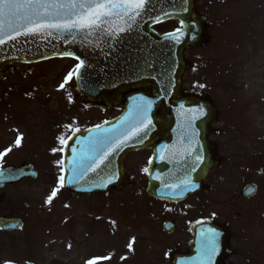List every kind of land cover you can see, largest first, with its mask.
Returning a JSON list of instances; mask_svg holds the SVG:
<instances>
[{"label":"rangeland","instance_id":"rangeland-1","mask_svg":"<svg viewBox=\"0 0 264 264\" xmlns=\"http://www.w3.org/2000/svg\"><path fill=\"white\" fill-rule=\"evenodd\" d=\"M195 5L208 20L209 40L184 53L190 61L184 87L196 82L212 100L218 111L212 127L250 135L241 145L258 171L252 181L259 187L257 196L245 203L239 196L241 179L235 177L219 182L206 197L222 223L248 227L251 247L261 239L264 255V0H195ZM178 26L170 20L153 28L163 33ZM76 65L59 58L16 63L0 82V165L32 162L39 173L36 179L0 189V216L24 220L22 230L0 233V264L164 263L166 253L151 252L147 241L144 210L151 200L144 193L141 165L133 162L130 184L107 196L72 197L61 188L60 141L49 151L47 133L51 141L64 130L93 125L73 124L82 113L92 121L100 118L97 110H87L72 97L61 101L64 89L59 87L70 88V78H65ZM113 113L107 110L102 116ZM219 139L214 137L215 143ZM53 190L56 195L49 202Z\"/></svg>","mask_w":264,"mask_h":264},{"label":"water","instance_id":"water-1","mask_svg":"<svg viewBox=\"0 0 264 264\" xmlns=\"http://www.w3.org/2000/svg\"><path fill=\"white\" fill-rule=\"evenodd\" d=\"M174 18L181 23L179 31L159 35L150 28ZM206 25L196 13L193 0H147L130 29L123 19L109 18L90 34L88 30L53 32L21 35L14 40L0 36L5 40L0 44V79L9 72L5 65L15 61L71 56L78 63L83 61L79 76L75 72V82L77 93L88 99L87 105L123 110L115 122L76 133L66 143L63 188L71 194H107L110 189H118L127 182L122 169L125 155L141 146H151L154 153L146 187L149 195L172 202L201 189L204 175L218 162L214 146L207 141V130L217 111L211 101L181 91L180 77L188 64L183 52L207 42ZM119 27L126 30L119 32ZM8 31L5 21L4 32ZM173 33L174 38L168 35ZM139 108H147L146 118H154L151 124L156 130L151 131L150 139L142 140L135 134ZM101 139L103 144L97 142ZM180 139L187 142L178 145ZM159 140L166 146L157 150L154 144ZM73 143L79 146L71 148ZM105 153L109 155L101 164ZM202 154L200 166L195 159ZM31 176H37L32 164L0 168V187ZM256 191L254 184L247 183L242 195L250 197ZM22 226L21 219L0 218V230ZM193 242L196 245L189 254L174 255L175 264H202L206 246L213 243L216 251L211 264H227L225 259L231 250L222 226L212 222L196 225Z\"/></svg>","mask_w":264,"mask_h":264},{"label":"flooded vegetation","instance_id":"flooded-vegetation-1","mask_svg":"<svg viewBox=\"0 0 264 264\" xmlns=\"http://www.w3.org/2000/svg\"><path fill=\"white\" fill-rule=\"evenodd\" d=\"M186 74L187 72L184 73V76H186ZM62 89H64L62 96H67V94H69L71 91L69 90V87L66 88L65 86ZM188 89L192 91L194 95H203L201 94V90H199L200 86H193L192 84ZM73 96H75V93H73ZM103 112L106 113L107 110H104ZM113 112L114 113L112 115L100 116V118L95 120L93 119V121L91 119L79 117L76 118L79 121L73 122V124L94 125L95 123H104L114 118V116H116L118 113V111ZM215 121H217V118L213 121V123H215ZM68 124L69 123H62L61 126H67ZM227 128L228 127L225 126L219 128L211 126L208 132V140L213 143H215L214 137H220L218 144L215 143V145L217 149L220 147L219 154H221V156L219 166L221 167V175L218 173L220 171L218 169L219 166L213 168L215 171L210 170L203 180L205 188H203V190L198 193H194L193 195L186 197V199L179 203H169L162 200L159 201L151 197L148 199L152 202L149 201V204H147L146 209L144 210V216L147 221V241L148 243H151L152 251H150L166 253L164 263L162 260H160L159 264H173L172 255L178 253L185 254L187 251H189L193 245L191 240L195 224L208 220L219 222L221 224V220L224 218L221 217L220 213L216 212L214 208H211L209 198H207L210 193L208 191L212 190L214 186V189H217V184L219 182H225L223 180L229 181L230 178L236 177L241 179L242 182L241 187L239 188L240 196L241 188L244 186V184H246V182L254 183L252 180L256 178V172L258 171H256L254 163H252L251 160H248V156L251 155H248L246 151L242 150L241 145L242 140L244 138H249L250 135L243 136L241 135L240 131H228L229 128ZM52 144H55V141H53ZM226 145L229 147L223 148V146ZM150 154L151 150L149 148H143L137 150L136 152L129 153L124 162L125 171H132L133 162V164H137V166L141 165L143 168V173H141L142 175L144 174L143 177L146 181V173L150 162ZM245 157H247V159L244 161V163L242 161ZM243 164L245 165L244 167ZM254 198L247 200L243 198L242 199L245 203H247ZM223 224L227 229L229 244L232 250L231 254L226 260L228 264H264V255L263 252H261V239H259L257 246L254 247L252 244L251 247L252 237L250 238L249 231L246 229L248 227H246V225L242 226L241 229L239 227L235 229L231 227V223L226 222ZM257 252H259V254H257Z\"/></svg>","mask_w":264,"mask_h":264},{"label":"snow or ice","instance_id":"snow-or-ice-1","mask_svg":"<svg viewBox=\"0 0 264 264\" xmlns=\"http://www.w3.org/2000/svg\"><path fill=\"white\" fill-rule=\"evenodd\" d=\"M146 3L147 0H0V36L7 35L8 39L14 40L21 35H52L53 32L72 33L88 30L90 34L92 30L99 29L101 24L109 18L123 19L127 28L130 29L131 24L135 23L136 17L144 11ZM5 21H7L9 28L7 33L4 32ZM125 30V27H119L118 29L119 32ZM168 35L172 38L175 37L174 33ZM3 43H5V40L0 38V44ZM82 66L83 61L75 66L77 76H79ZM72 75V72L68 73L65 78L66 82ZM60 87L63 88L64 85L61 84ZM138 113L140 119L136 123L143 124L147 108H139ZM150 125L151 121L149 120L143 128H138L135 134L139 135ZM97 142L104 143L103 139ZM17 144H19V138ZM3 155V153H0V157ZM108 155L109 153H105L99 163L102 164ZM55 195L56 191L53 190L52 195L48 197V201L50 202ZM214 236L213 232V238ZM215 251L214 243L206 246L202 264H211ZM87 264H94V261H88Z\"/></svg>","mask_w":264,"mask_h":264}]
</instances>
